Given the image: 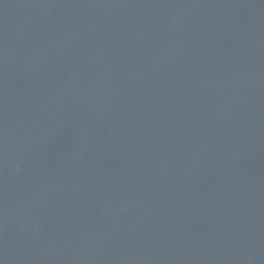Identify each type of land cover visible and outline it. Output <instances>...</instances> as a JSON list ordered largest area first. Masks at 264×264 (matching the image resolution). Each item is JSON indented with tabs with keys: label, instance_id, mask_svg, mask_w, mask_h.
<instances>
[{
	"label": "water",
	"instance_id": "1",
	"mask_svg": "<svg viewBox=\"0 0 264 264\" xmlns=\"http://www.w3.org/2000/svg\"><path fill=\"white\" fill-rule=\"evenodd\" d=\"M0 264H264V0H0Z\"/></svg>",
	"mask_w": 264,
	"mask_h": 264
}]
</instances>
